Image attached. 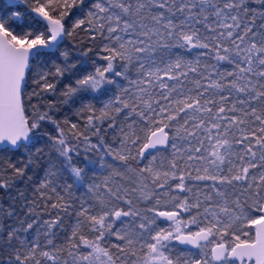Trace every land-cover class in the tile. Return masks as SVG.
Returning a JSON list of instances; mask_svg holds the SVG:
<instances>
[{
  "label": "snow or ice",
  "instance_id": "obj_1",
  "mask_svg": "<svg viewBox=\"0 0 264 264\" xmlns=\"http://www.w3.org/2000/svg\"><path fill=\"white\" fill-rule=\"evenodd\" d=\"M21 2L28 6L32 23L22 34L13 27L22 22L18 5L8 4L0 11V144L26 146L33 135L39 134L43 123L50 122L59 132L50 137L52 146L70 169L74 183L83 187L87 179L85 170L72 164V153L79 154L82 138L85 153H103L102 161L104 155L110 156L124 165L126 172L138 174L139 189H131L139 192L138 202L154 200L152 206L141 208L128 197L127 188L110 186L108 177L103 185H87L95 204L81 201L75 211L77 220L67 237L68 255L74 257V264H141V260L143 264H235L236 260L243 264L245 258L253 257L256 264H264V215L251 218L246 211L250 207L264 212V0H92L86 16L75 19L78 12L84 11L85 0ZM83 31L90 32L92 40L100 38L96 55L105 63L96 65L93 61L94 70L66 85L65 103L81 93H103L107 86L116 84L117 77L135 86L136 93L124 99L129 89L116 84L119 94L110 97L98 113L91 104H83L79 110V114L89 113L85 128L95 129L93 135H99V124L105 121H110L108 128L118 127L121 139L117 148L106 144L103 136H99L98 143H92L74 123L70 128L76 143H71L50 114L51 105L49 111L37 109L31 121L21 105V83L30 59H51L59 52L62 63L52 60L54 72H37L35 82L40 91L34 94L55 92L50 76L62 77L75 68L69 63V52L60 50L61 44L65 37ZM174 48L201 51L188 59L174 54ZM92 51L83 50L81 55L87 58ZM133 70L136 79H130ZM117 117H122V126L117 124ZM64 124L69 121L66 119ZM170 127L175 129L171 137L166 131ZM177 137L189 144V138L197 141L198 146L190 147L186 157L187 161L200 162L195 175L193 164L181 167L177 163V153L181 151L175 143ZM170 141L175 151L169 171L153 167L155 156L139 169L129 164L130 160L139 163L138 157L146 158L151 150ZM106 166L112 176L123 178L118 165ZM9 167L13 168L12 179L0 180V189H8L14 180L23 179L28 165ZM257 168L260 171L253 175L251 170ZM54 169L55 165H51L47 170L41 189L50 188L57 178ZM148 179L160 189H165L169 180L178 181L174 187L182 193L192 192L186 180L213 183L206 185L210 188L207 193L197 189L194 200L166 191L162 194L169 197L165 205H171L172 210H159L161 194L149 188L145 182ZM72 188V184L67 185L68 190ZM236 190L244 194L243 203L239 195L231 198ZM50 209L57 210L54 218L39 225L40 217L33 208L23 218H18L14 209H0L15 221L5 224L4 233H0V240H5L6 233L5 242L14 253L13 264H42L38 256L56 264L58 257L40 250L38 237L43 235L47 245L55 248L53 237L55 229L63 225L61 214H70L73 204L58 196ZM50 209L46 205V210ZM181 213H190L188 220L178 219ZM159 218L171 221L173 226H159ZM189 224L197 225L198 231H183ZM34 226L36 238L21 235ZM245 226H258L254 241L241 239L238 233ZM243 234L248 235L246 231ZM229 235L231 242L225 239ZM109 237L119 242L110 245L115 253L105 246ZM173 241L197 251L176 250ZM81 246L91 251L81 252Z\"/></svg>",
  "mask_w": 264,
  "mask_h": 264
},
{
  "label": "trees",
  "instance_id": "obj_2",
  "mask_svg": "<svg viewBox=\"0 0 264 264\" xmlns=\"http://www.w3.org/2000/svg\"><path fill=\"white\" fill-rule=\"evenodd\" d=\"M91 2L92 0H85L84 11L78 12L77 16L73 17V19L80 16H86L87 8L90 6ZM0 4L3 7V10L5 6H7L6 4L4 5L2 3V0H0ZM17 5V10L22 14V22L20 24H14L13 27L18 34H22L32 26L31 17L27 14V5L24 3L22 5ZM198 27L202 26L198 25ZM100 43V38L97 37L96 40H92L91 33L88 31L79 32L74 37H65L63 44H61L60 50H67L69 52V63L74 64L75 68H73L70 72L66 71L62 77L53 78L50 76V82L56 85L55 92L42 94L40 96L34 94L40 91L35 82L38 80L37 72L43 69H51V71L54 72L55 69L52 67V60L62 63V58L59 56L58 52L51 59H49L47 56L32 59L27 71V76L24 83L25 87L22 92L24 113L26 118L31 121L37 109L40 111H49V105H51L52 107L50 109V114L64 128L65 135L68 137L71 143H76V140L72 138L73 133L70 128V125L74 123L78 126V130L81 133L88 135L92 143H98L99 136H103L106 144L117 148L119 147V140L121 139L119 128H108V123H110V121H105L99 124V127L101 128L99 135H93L92 133L95 131V129L86 130L85 128V125L87 124L86 116L89 113L79 114V110L83 104H91L98 113V110L103 107L104 103H106L110 97L119 94L120 90L117 88L116 84L121 85L123 88L129 89V92L124 95V99H129L131 95L136 93L135 86L130 85L127 81L117 77L115 78L116 84L107 86V90L103 93H81L80 95L69 100L67 103H65V97L63 96V92L66 90V85L74 84L75 79L78 76L83 75L88 71L94 70L93 61L96 62V65L105 63L96 55V53L99 51ZM86 49H93L87 58L81 55V52ZM198 51L201 50L196 49L192 50L191 52H185L183 49H172L174 54H182L188 59L193 58V56H195ZM85 59L87 60V63H81V61ZM224 67L228 66L224 65ZM129 76L130 79H136L135 71L133 70L130 72ZM128 85H130V87ZM66 119L69 121L68 125L64 124ZM121 120L122 117H117V124L119 126H122L120 125ZM254 127H258V124ZM104 129H107V131H104ZM167 130L171 136L175 132V129L171 127ZM137 131L139 135L143 136V133L139 132V129ZM181 134L183 135V133ZM58 135L59 132L54 124L50 122H44L41 129L39 130V134L33 135L32 139L26 143V146H22L17 149L4 148L0 150V180L12 179L13 168H10L9 164L14 165L15 167H23L26 164L28 165L26 168V175L23 179L14 180L12 187L8 189H0V209H4L5 211L14 209L17 217L23 218L25 212H27L29 208H33L35 209L36 214H38L40 217L38 220L39 225L45 219L54 218L57 210L50 209V205L57 202L58 196L64 197L66 201L71 202L73 204V210L70 212V214H61L63 225L55 229L56 235L53 237L55 248L47 245L46 239L43 235H40V237L41 240L45 239L46 243L43 246V250L50 251L58 257L56 264H74V257L68 255L70 249L68 248L66 238L70 236L71 227L77 220L75 211L79 209L81 201H86L87 204H95V198L92 193L87 192L86 186L96 185L102 182L100 181L102 176L97 171L100 164H105V167H107L106 165L110 162L118 166L124 165L119 164L118 161H113L112 158L107 155H104V157L107 158L106 162L102 161L100 157L103 155V153H97L95 150L85 153L81 138V143L77 150L79 154H77V152L72 153V164L85 170L87 179L84 181L85 186L82 187L79 184L74 183L75 178L72 176L70 169L65 167L63 158L59 156L52 146V140L50 137H56ZM257 135H259V133H257ZM37 149L40 151L37 152ZM167 150L159 152L158 154H165L167 157L169 153ZM85 156L88 157L87 160L85 159ZM29 159L32 160L31 164H28ZM89 161H94V163L90 164ZM141 163L136 164L135 161H129V164L134 167H140ZM51 165H55L54 170L57 171V178L54 180L50 188L41 189L39 185L45 178L46 172ZM192 174L195 175V171L192 170ZM29 177H31V179H28ZM69 184L73 185L71 190L67 189V185ZM186 185L192 188V192H196L197 189L201 188L199 182L194 180H186ZM51 188H55L56 190L52 191ZM203 192L205 193L207 191ZM180 194L182 197L186 195L185 192L184 194L180 192ZM46 205L49 206L50 210H46ZM184 216H186V213H181L180 218ZM13 223H15L13 219L6 217L3 213H0V233H4L3 226L5 224ZM158 224L161 226L165 223L158 220ZM248 229L249 228L247 227L246 230ZM35 231L36 226H34V228L28 233H34ZM85 232L87 235H91L90 233H87L86 230ZM243 232L238 233L241 236V239L252 241L254 234L248 230L246 231L248 235L245 236ZM26 234L27 233H21L22 236ZM61 238L65 240V243L61 241ZM225 239L231 242V235ZM5 240H0V264H7L14 261L13 250L7 246ZM112 243L119 242L115 240V237H109L105 243V246L109 247L110 251L115 253V249L110 247ZM16 246L18 247L19 245L17 244ZM174 248L176 250H181L175 246ZM44 262L51 264L50 261L43 260L42 258V263Z\"/></svg>",
  "mask_w": 264,
  "mask_h": 264
},
{
  "label": "rangeland",
  "instance_id": "obj_3",
  "mask_svg": "<svg viewBox=\"0 0 264 264\" xmlns=\"http://www.w3.org/2000/svg\"><path fill=\"white\" fill-rule=\"evenodd\" d=\"M2 3H3V1H2ZM4 4V3H3ZM23 3H20L19 5H22ZM5 5V4H4ZM0 11H3V7L1 6V4H0ZM129 87H130V85H128ZM174 134V133H173ZM181 136H183L182 134H181ZM191 140V144H189V141H187V140H183L182 138H179V137H177L176 139H175V143H176V145H177V147L181 150L179 153H177V156L178 157H180V159H178L177 160V163L181 166V167H184L186 164H193V168H192V170L193 171H195V167H197V166H199L200 165V162L199 161H196V162H192V161H187V155L188 154H190V153H188V149L190 148V147H197L198 146V144H197V141L195 140V139H190ZM205 144L207 145V141H205ZM169 153H168V155H167V157H166V155L165 154H154V155H152L151 157H149L147 160H145L144 162H142L141 163V166L140 167H134V166H131L132 168H134V169H139V168H142V167H144L145 166V164H147L148 163V161L149 160H151L152 159V157L153 156H155V160H154V162H153V167L154 168H156V169H159L160 171H169L170 170V168H169V161H171L172 160V154H173V152L175 151L172 147H171V145H170V147H169V149L167 150ZM197 155H206V153H198ZM233 159H235V158H233ZM106 160H107V158L106 157H104L103 158V161L104 162H106ZM108 162V161H107ZM258 162V161H257ZM135 163L136 164H139V163H137V161H135ZM237 163H238V161H237ZM108 164H113V165H115L114 163H108ZM103 165V166H102ZM105 164H100L99 165V168H98V172L101 174V176H102V178H101V180L100 181H102L99 185H103L104 184V182H105V177H108L109 178V185L110 186H112V187H115L116 185H120V186H122L123 188H127L128 190H129V192H128V197L130 198V199H132L133 200V202L134 203H138V205H139V207H141V208H144V207H150V206H152V204H154V200L153 201H150V202H147V203H145V202H142V201H137V197H138V195H139V192L137 191L136 193H133V192H131V189L132 188H137V189H139V180H138V174H134V173H131V172H126L125 171V167L124 166H118L119 167V170L121 171V172H124V176H123V178L122 177H120V176H112L111 175V169H109L108 167H105L104 166ZM224 168H225V171H227V167H228V165L227 164H225L224 166H223ZM188 169L187 168H185V171H187ZM260 170L257 168V169H253V170H251V172H252V174L253 175H256V174H258V172H259ZM180 173H179V171L177 170V175H179ZM144 175H147V174H144ZM146 183H148L149 184V188L150 189H152V190H154L156 193H158V194H161V205H159V206H157L158 207V209L159 210H172V206L171 205H165V201H167L168 199H169V197L168 196H164V195H162L164 192H166V191H168V192H170V195H176V196H179L180 198H183V197H185V196H188L190 199H193L194 200V198H195V195H196V192H197V190H196V192H191V193H188V192H185V196H181V194H180V191L178 190V189H175V187H174V185L178 182V181H173V180H169V182H168V186H166L165 187V189H160V188H156L155 187V185L154 184H152V182H151V180L150 179H148V180H146L145 181ZM199 182V185H200V190L203 192V191H207V192H209L210 190H209V188L208 187H206V185H211L213 182L212 181H198ZM221 187H223V186H221ZM100 191L101 192H103L104 191V189L103 188H101L100 189ZM207 192H205V193H207ZM234 193H236V194H234ZM234 193H233V195H232V199H235L236 198V196H240L241 197V203H243L244 202V200H245V196H244V194H242L239 190H236V191H234ZM121 194H123V193H121ZM183 194H184V192H183ZM214 195V194H213ZM214 199L215 200H218L219 198H217V197H215L214 196ZM248 203H249V205H251V203H252V201L251 200H249L248 201ZM125 208H127V206L125 205L124 206ZM201 211H202V209H201ZM246 211H248V213H249V216L251 217V218H257V217H259V216H261V212H259V211H256L255 209H252V208H247L246 209ZM191 214H194V212L193 213H191ZM189 215H190V213H186V216H184V217H181L180 219H182V220H188V218H189ZM124 219H130V218H124ZM75 224V223H74ZM173 225H172V223H166V224H164V225H161V227H164V228H169V227H172ZM247 227L248 226H245L244 227V229L241 231V232H243V231H245L246 229H247ZM249 229V232H251V233H253V229H252V227H248ZM248 230H246V231H248ZM183 231H185V232H188V231H198V226L197 225H195V224H189L188 226H187V228H183ZM240 232V233H241ZM254 234V233H253ZM71 235V234H70ZM24 237H26V238H28V239H32V238H36L37 237V233H36V231L34 232V233H27L26 235H24ZM254 238V237H253ZM38 239H39V243H40V245H41V248H40V250H43V246L46 244L45 243V239L44 240H41V237L39 236L38 237ZM212 238L210 237V240H211ZM253 240V239H252ZM61 241L63 242V243H65V240L63 239V238H61ZM66 242H67V238H66ZM211 244L209 245V247H208V253H209V258H210V249H211ZM80 251L81 252H84V253H86V252H88V251H91V249H85L83 246H81V249H80ZM197 251V250H196ZM193 252H195V251H193ZM37 258H39V259H42L41 257H37ZM102 259H103V257H102ZM7 264H13V261L12 262H10V263H7ZM31 264H33V262H31ZM42 264H48V263H42ZM79 264H86V262H83V261H80L79 262ZM141 264H143V261H142V263ZM236 264V263H235Z\"/></svg>",
  "mask_w": 264,
  "mask_h": 264
},
{
  "label": "water",
  "instance_id": "obj_4",
  "mask_svg": "<svg viewBox=\"0 0 264 264\" xmlns=\"http://www.w3.org/2000/svg\"><path fill=\"white\" fill-rule=\"evenodd\" d=\"M2 1H3V3L6 4V5H8V4H20V3H22L21 0H2ZM31 60H32V59H30V61H31ZM30 61H29V66H30ZM28 69H29V67L25 69L24 80H23L22 83H21V105H22L23 109H24V105H23V95H22V92H23L24 87H25V84H24V83H25V79H26V76H27V71H28ZM166 131L169 133V131H168L167 129H166ZM169 135H170V133H169ZM170 137H171V135H170ZM170 145H171V141H170L166 146H163V147L158 146L157 149H153V150H151V151L147 154L146 158H139V157H138V159H139V163L145 161L146 159H148L149 157H151V156L154 155V154H157V153H159V152H162V151H165V150L169 149ZM4 148L17 149V148H13V147H12L10 144H8L7 142H5V143H3V144H0V150H2V149H4ZM261 215H264V212H261ZM180 216H181V215H180ZM180 216L178 217V219L180 218ZM158 220L161 221V222H163V223H165V224H166V223H172L171 221H167V220H165L164 218H159ZM257 227H258V226H257ZM257 227H252V229H253V233H254V238H253L252 241H254L255 238H256ZM173 245H174L175 247H177V248L182 249V250H185V249H191V246H190V245H181V244H178V243L175 242V241H173ZM191 251H196V249H191ZM210 256H211V252H210ZM235 263H236V264H241V262H240L239 260H236ZM243 264H256L255 257H253L251 260H248L247 258H245Z\"/></svg>",
  "mask_w": 264,
  "mask_h": 264
},
{
  "label": "flooded vegetation",
  "instance_id": "obj_5",
  "mask_svg": "<svg viewBox=\"0 0 264 264\" xmlns=\"http://www.w3.org/2000/svg\"><path fill=\"white\" fill-rule=\"evenodd\" d=\"M182 250V249H181Z\"/></svg>",
  "mask_w": 264,
  "mask_h": 264
}]
</instances>
